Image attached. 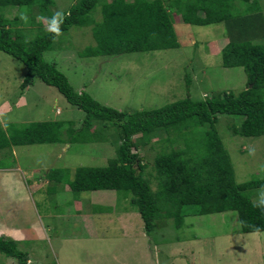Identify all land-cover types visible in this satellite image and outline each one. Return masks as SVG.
<instances>
[{
	"label": "rangeland",
	"instance_id": "rangeland-1",
	"mask_svg": "<svg viewBox=\"0 0 264 264\" xmlns=\"http://www.w3.org/2000/svg\"><path fill=\"white\" fill-rule=\"evenodd\" d=\"M258 1L264 13V0ZM76 2L54 0L52 15L56 11L65 13ZM246 5L237 2L240 12ZM37 11V7L31 11L28 7L9 6L1 13L10 19L20 17L26 37L33 40L46 32V21L38 19L41 16ZM91 16L99 21V8ZM174 26L181 44L178 48L88 57L80 53L96 45L92 26H74L55 39L44 57L68 77L75 90L87 91L102 104L126 112L160 108L188 95L200 100L225 91L237 94L247 87L248 76L243 67L223 65L222 50L230 41L225 23L188 24L178 15ZM263 36L255 43L264 42ZM26 73L24 63L0 51V117L4 129L36 121L64 122L60 142L0 150V169H19L12 171L11 181L5 178L10 171L0 170V191H6L1 192L5 195L0 198L18 209L17 216L22 213V222L16 227L28 230L32 237L18 244L28 253L30 262L264 264V231L244 233L237 211L190 215L179 229L173 219H159L149 235L130 197L118 201L115 190L74 193L65 174L62 181L50 179L51 169L68 168L72 179L79 166L107 165L116 157L117 130L111 126L101 129L102 123L96 120L92 130L99 127L98 132L106 141L71 143L70 131L83 126L85 112L38 77L21 88ZM260 91L264 96V88ZM241 122V116L220 115L216 124L238 183L264 177L260 170L264 166V135L234 134L232 126ZM134 141L143 161L148 163L146 171L156 188L151 167L158 152L171 149L166 133L160 132L155 139L138 135ZM179 147L184 146L173 145ZM250 149H255L254 155H249ZM35 182L40 183L38 188ZM257 190L251 194L253 201ZM14 215L8 218L14 221ZM0 264L18 263L0 252Z\"/></svg>",
	"mask_w": 264,
	"mask_h": 264
},
{
	"label": "trees",
	"instance_id": "trees-1",
	"mask_svg": "<svg viewBox=\"0 0 264 264\" xmlns=\"http://www.w3.org/2000/svg\"><path fill=\"white\" fill-rule=\"evenodd\" d=\"M238 1L247 4L243 12ZM52 5L54 0H0V51L26 65L21 88L38 77L85 112L83 126L70 131L71 143L106 141L98 131L111 126L117 130V145L116 157L105 166H79L72 179L68 168L51 169L49 178L62 181L65 174L74 193L115 190L118 201L130 197L149 235L159 219L171 218L179 229L187 216L226 211L238 212L244 233L264 231V211L253 206L251 195L264 185V177L236 181L229 152L216 127L220 115H235L241 116L242 122L232 126L234 134L264 135V96L260 91L264 88V42L255 43L264 35L259 1L77 0L64 13L61 27L65 33L74 26H92L96 45L80 53L86 57L178 48L181 44L174 26L178 15L188 24L225 23L230 41L222 50L223 65L244 68L248 76L244 90L237 94L219 92L200 100L188 95L160 108L133 112L120 111L102 104L87 91L75 90L68 77L44 57L56 39L53 34L46 31L25 43L20 17L10 19L1 13L9 6L31 11L37 7L39 16L51 17ZM98 8L102 17L96 21L91 14ZM96 120L102 123L97 131L92 130ZM63 125L62 121H36L5 130L0 120V150L60 142ZM160 132L166 133L171 149L158 152L154 159L151 168L157 185L153 188L150 172L146 171L148 163L138 153L134 138L147 135L155 139ZM175 143L184 147L173 148ZM0 252L18 264H33L14 239L1 236Z\"/></svg>",
	"mask_w": 264,
	"mask_h": 264
},
{
	"label": "crops",
	"instance_id": "crops-1",
	"mask_svg": "<svg viewBox=\"0 0 264 264\" xmlns=\"http://www.w3.org/2000/svg\"><path fill=\"white\" fill-rule=\"evenodd\" d=\"M0 120H1V117H0ZM0 170L10 171L9 174L5 175V178H6V181H11L13 178L12 171H17L19 169L15 166L14 167L11 166L8 168H1ZM34 184H35L36 188H38V185H40V183H37V182H35ZM1 192H6V191L1 189L0 197H3L5 194L1 193ZM30 206H32V205H30ZM9 208H10V210H9ZM17 210L18 209H16V208L13 209L12 206L5 204L2 201V198H0V237L1 236L8 237V238L14 239L20 243V242L31 239L32 236H30L28 234V230L16 227V224H19V222H22V213H20V214L18 213L19 215L17 216V213H16ZM26 212H27V210H26ZM14 213H16V214L14 215ZM13 215H14V218L16 219V220L13 219L14 221L9 219V218H12ZM9 220L11 222H9ZM30 250H32L31 246H30ZM30 256H31V258H33L32 255H30ZM33 264H38V263L33 262Z\"/></svg>",
	"mask_w": 264,
	"mask_h": 264
},
{
	"label": "clouds",
	"instance_id": "clouds-1",
	"mask_svg": "<svg viewBox=\"0 0 264 264\" xmlns=\"http://www.w3.org/2000/svg\"><path fill=\"white\" fill-rule=\"evenodd\" d=\"M22 19H26V17H22ZM41 21H46V31L52 33L54 38H58L63 35L61 25L64 23L65 14L62 11H56L53 13L51 17H38ZM29 38H25V43H29ZM255 149L249 150V155H254ZM260 170L264 172V166H261ZM254 207H258L261 211H264V185L257 190V199L253 202Z\"/></svg>",
	"mask_w": 264,
	"mask_h": 264
}]
</instances>
